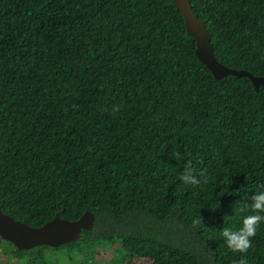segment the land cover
I'll list each match as a JSON object with an SVG mask.
<instances>
[{
    "label": "trees",
    "instance_id": "trees-1",
    "mask_svg": "<svg viewBox=\"0 0 264 264\" xmlns=\"http://www.w3.org/2000/svg\"><path fill=\"white\" fill-rule=\"evenodd\" d=\"M190 1L216 58L264 77V0ZM262 193L264 86L216 80L173 0H0V207L33 227L96 218L60 248L0 238V264L113 247L116 264H264V223L246 253L221 235Z\"/></svg>",
    "mask_w": 264,
    "mask_h": 264
},
{
    "label": "water",
    "instance_id": "water-1",
    "mask_svg": "<svg viewBox=\"0 0 264 264\" xmlns=\"http://www.w3.org/2000/svg\"><path fill=\"white\" fill-rule=\"evenodd\" d=\"M182 12L187 34L196 41V56L207 66L216 80L228 76L249 78L259 91L264 86V77H257L247 70H237L221 63L215 56L212 35L206 22L200 19L190 0H173ZM96 218L87 210L79 219L68 220L56 215L40 227H33L5 213L0 207V238L15 246L18 251H29L38 247L60 248L79 241L83 232L91 231Z\"/></svg>",
    "mask_w": 264,
    "mask_h": 264
},
{
    "label": "clouds",
    "instance_id": "clouds-1",
    "mask_svg": "<svg viewBox=\"0 0 264 264\" xmlns=\"http://www.w3.org/2000/svg\"><path fill=\"white\" fill-rule=\"evenodd\" d=\"M114 111L118 110L116 108ZM176 158L179 159V153H176ZM185 168L189 171H192L191 161L185 164ZM203 176V172H201ZM183 181H186L191 185H198L201 183V180H197L192 176H189L187 172L182 173L180 178ZM206 182V180L204 181ZM254 203L251 205V214L245 215L242 218L241 226L236 229L224 228L221 232L222 237L225 240L228 248L235 253H246L248 249L252 246V240L256 235L257 229L264 223V193L253 197ZM201 217L196 218L192 221V228H195L201 225ZM238 264H247V260L241 258Z\"/></svg>",
    "mask_w": 264,
    "mask_h": 264
},
{
    "label": "rangeland",
    "instance_id": "rangeland-1",
    "mask_svg": "<svg viewBox=\"0 0 264 264\" xmlns=\"http://www.w3.org/2000/svg\"><path fill=\"white\" fill-rule=\"evenodd\" d=\"M115 251L116 247L103 250L100 248L98 252L95 255V264H116L114 259H115ZM82 256H79L78 259H81ZM6 264H18L17 262L9 259H5ZM129 264H152V262L149 261H142V260H135L132 263Z\"/></svg>",
    "mask_w": 264,
    "mask_h": 264
}]
</instances>
